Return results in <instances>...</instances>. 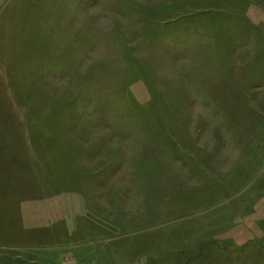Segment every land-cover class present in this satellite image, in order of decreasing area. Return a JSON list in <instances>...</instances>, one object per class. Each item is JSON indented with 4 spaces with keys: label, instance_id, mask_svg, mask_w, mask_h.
Masks as SVG:
<instances>
[{
    "label": "rangeland",
    "instance_id": "rangeland-1",
    "mask_svg": "<svg viewBox=\"0 0 264 264\" xmlns=\"http://www.w3.org/2000/svg\"><path fill=\"white\" fill-rule=\"evenodd\" d=\"M0 264H264V0H0Z\"/></svg>",
    "mask_w": 264,
    "mask_h": 264
}]
</instances>
